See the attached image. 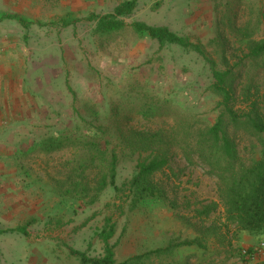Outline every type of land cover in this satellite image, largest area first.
Wrapping results in <instances>:
<instances>
[{"label":"rangeland","instance_id":"374dc122","mask_svg":"<svg viewBox=\"0 0 264 264\" xmlns=\"http://www.w3.org/2000/svg\"><path fill=\"white\" fill-rule=\"evenodd\" d=\"M42 1L43 5L34 2V15L25 19L26 26L10 28L4 34L10 40L0 48L4 60L0 64L1 101L16 110L4 114L0 128V186H16L25 208L21 221L13 220L11 225L28 227L34 234H65L68 247L85 251L91 258L104 254L100 232L111 213L117 223L112 243L124 232L117 253L120 258L138 254L145 245L155 249L164 239L180 233L193 238L203 227L215 226L221 230L215 229L214 236L226 237L221 241L224 248L214 237L211 253L203 260L202 253L185 247L173 257L155 258L154 264H178L188 257L187 264H264L262 257L245 260L246 249L240 244L244 240L247 246L250 236L235 240V227L227 228L218 220L222 209L200 217V210L218 202V181L196 157L189 162L181 155L174 156L169 167L155 176L164 197L131 220L117 209L111 210L115 200L110 189L89 208L78 199L56 193L58 188L63 190L57 186L56 181L62 178L57 173L66 171L71 153L47 154L42 146L73 129L78 113L85 114L89 105L105 109L107 102L133 88H147L150 95L168 101L179 118L191 113L208 125L215 123L221 99L211 91L209 65L194 51L162 46L136 34L134 23L167 27L201 44L219 70L233 74L234 111L244 114L253 101L262 107L264 57L248 55L254 44L264 41V0H137L134 13L122 19L126 28L110 34L98 31L96 17L113 14L120 4L132 0ZM6 120L12 125L6 127ZM142 125L141 120L132 122V126ZM236 144L241 156L251 155L247 136L240 134ZM134 166L131 160L121 162L119 185L131 178ZM116 203L122 204L120 200ZM17 236L13 248L18 251L25 239ZM262 241L264 237L254 246ZM52 246L56 245L52 242ZM58 248L65 250L62 245Z\"/></svg>","mask_w":264,"mask_h":264},{"label":"trees","instance_id":"16d2710c","mask_svg":"<svg viewBox=\"0 0 264 264\" xmlns=\"http://www.w3.org/2000/svg\"><path fill=\"white\" fill-rule=\"evenodd\" d=\"M136 7L137 0L126 1L116 7L113 14L96 17L98 31L110 34L123 30L126 25L122 19L130 17ZM132 28L136 34L146 35L162 46L176 45L202 57L211 69L213 83L210 88L221 99V111L212 125L191 113L179 118L178 114L174 115L168 101L150 95L147 88L123 92L119 99L107 102L105 109L89 105L85 114L78 113V124L73 129H66L42 143L47 154L71 153L66 171L57 173L62 177L56 181L57 186L63 190L58 188L56 193L78 199V203L89 208L110 189L115 200V204H110L111 210L115 208L133 220L164 197L163 189L155 183V176L169 167L171 159L181 155L192 162L196 157L218 181V202L200 210V217H208L222 209L218 220L223 221L227 228L235 227V240H242L243 235L250 236L252 245L244 246V240L240 245L251 251L255 248L254 242L264 237V97L262 107L253 101L249 111L238 114L232 107V72L219 70L218 64L201 44H195L167 27L134 23ZM249 50L248 57L252 59L264 57V41L254 44ZM134 120H141L144 125L132 126ZM240 134L251 139L253 150L247 157L241 156L236 144ZM125 160L134 162L135 168L131 178L119 185V168ZM116 200L122 204H117ZM105 223L106 227L100 232L104 254L91 258L87 253L73 252L81 264H154L155 258L161 259L169 254L173 257L185 247L202 253L200 258L203 260L206 253H211V241L216 238L213 232L221 230L215 226H202L203 232L194 230L196 235L193 238H185L180 233L164 239L155 249L145 245L138 254L120 258L117 253L124 240V232L113 244L117 230L113 213L106 217ZM21 232L27 233L26 229ZM198 234L201 237H197ZM225 239L224 236L216 238L223 248L224 242L221 241ZM188 258L178 264H187Z\"/></svg>","mask_w":264,"mask_h":264},{"label":"crops","instance_id":"0c3cea01","mask_svg":"<svg viewBox=\"0 0 264 264\" xmlns=\"http://www.w3.org/2000/svg\"><path fill=\"white\" fill-rule=\"evenodd\" d=\"M36 1L41 2L39 5L44 4L42 0H0V48L2 45L8 44L7 40L10 39L4 34L10 32V28L18 29V27L24 26L25 19L30 20L33 17L34 2ZM2 61L4 60L0 57V64ZM1 73L0 69V83L3 77ZM15 111L13 105L4 104L0 96V128L3 125L4 114H12ZM6 122L8 121L6 120ZM8 124L10 122L6 123V127L12 125ZM0 177H2L1 174ZM19 199V191L12 183L0 186V264H81L78 256L73 253L80 250L68 247L65 234L50 232L34 234L28 227L18 228L11 225L13 220L19 223L21 221L19 217L24 213L23 209L25 208L20 204ZM24 229H26V234L21 232ZM17 235H22L25 239L23 247L18 251L13 248V242L18 238ZM52 242L58 247L64 246L65 250L53 247ZM245 243L247 246L252 245V238H248ZM254 262L250 264H258V261ZM260 262H264L263 257Z\"/></svg>","mask_w":264,"mask_h":264},{"label":"built area","instance_id":"2783aa9c","mask_svg":"<svg viewBox=\"0 0 264 264\" xmlns=\"http://www.w3.org/2000/svg\"><path fill=\"white\" fill-rule=\"evenodd\" d=\"M243 255L245 257V260H254L258 257L264 258V241L260 242L255 248H253L251 251L244 250Z\"/></svg>","mask_w":264,"mask_h":264}]
</instances>
